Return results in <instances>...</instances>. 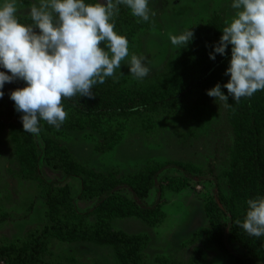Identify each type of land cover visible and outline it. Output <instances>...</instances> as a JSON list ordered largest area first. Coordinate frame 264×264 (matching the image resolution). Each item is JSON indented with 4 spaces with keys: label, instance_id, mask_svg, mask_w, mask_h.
<instances>
[{
    "label": "rangeland",
    "instance_id": "1",
    "mask_svg": "<svg viewBox=\"0 0 264 264\" xmlns=\"http://www.w3.org/2000/svg\"><path fill=\"white\" fill-rule=\"evenodd\" d=\"M97 2L106 4L85 0ZM33 3L39 0H17L19 22L30 18ZM232 3L149 0L156 15L139 23L120 5L132 21V29H114L129 44V57L115 76L123 83L122 98L132 103L121 113H85L63 99L65 122L78 126L64 127V122L59 129H47L41 121L37 137L24 132L22 113L10 99L26 83L5 84L0 99V250L6 254L0 264H132L131 258L121 261L109 238L97 231L133 238L139 246L135 264H264V236H249L235 224L243 222L246 202L254 199L250 178L235 170L232 174V165L250 161L245 120L237 116L240 102L235 109L219 106L207 95L211 86H203L170 108L139 103L177 79L172 63L180 46L171 44L170 35L202 26L223 30L235 15ZM132 54L146 58L150 74L143 81L130 75ZM255 97L264 157V91ZM53 156L70 173L52 167L47 157ZM26 162L38 182L17 175ZM106 188L111 193H103ZM51 225L60 230L44 234ZM17 252L32 257H17Z\"/></svg>",
    "mask_w": 264,
    "mask_h": 264
},
{
    "label": "clouds",
    "instance_id": "2",
    "mask_svg": "<svg viewBox=\"0 0 264 264\" xmlns=\"http://www.w3.org/2000/svg\"><path fill=\"white\" fill-rule=\"evenodd\" d=\"M120 5L130 9L137 23L149 22L156 15L149 0H106V4L39 0L31 5L32 23L26 25L19 22L17 0H4L0 5V67L7 70L0 71V99L6 83H26L10 94L16 112L22 113L24 132L38 137L41 121L59 129L68 117L63 99H95L93 87L107 78L115 79L116 70L129 57L127 38L114 31ZM231 7L235 15L209 53L215 61L217 55L226 56L231 46L225 72L229 82L223 86L217 83L207 91L224 108H232L229 96L238 104L241 98L264 91V0H233ZM193 39L192 30L170 35L174 46L187 47ZM145 60L131 55L128 67L134 79L143 81L149 76ZM246 203L245 219H237L235 224L249 236L260 238L264 236V197Z\"/></svg>",
    "mask_w": 264,
    "mask_h": 264
},
{
    "label": "trees",
    "instance_id": "3",
    "mask_svg": "<svg viewBox=\"0 0 264 264\" xmlns=\"http://www.w3.org/2000/svg\"><path fill=\"white\" fill-rule=\"evenodd\" d=\"M120 7V6H119ZM121 9V7H120ZM20 21L23 24H31L30 18H22ZM115 25L118 27L132 29V21L127 18L121 11L119 16L114 20ZM194 32L193 41L187 46H180L178 57L173 61V70L176 73L177 79L174 80L172 86H166L164 89H155L152 93L139 101L142 105H148L152 108H167L173 106V102L180 103L185 97L186 93L198 90L203 86H211V89L216 86L217 83L223 86L228 83L230 76H226L225 72L229 67V61L231 59V46L227 50L226 56L217 55L216 60L213 61L209 57V53L214 51V45L220 40L222 36V30L215 27L202 26L192 30ZM122 82L117 79L107 78L104 84H97L93 87V93L95 99H88L86 97L76 96L71 99L65 98L66 101L74 106L78 111L85 113H101L103 111H109V113H121L128 107L132 106L129 100L122 98ZM225 95H228L226 88H221ZM229 104H232V108L235 109L237 104L233 98L229 96ZM240 110L237 116L244 118L245 122L243 127L245 128L246 136V150L249 162L241 165H232L234 170L238 171V176L249 177L253 184L254 199L258 197H264V157L262 151L261 137L262 133L258 122V107L255 94L251 98H241ZM170 108V107H168ZM228 108V109H232ZM73 125V122H65L64 127H77ZM83 127L82 125H80ZM85 126V125H84ZM47 129H53L55 127L45 122ZM13 137L15 131L11 130ZM104 135V131L102 133ZM104 137L105 144L107 142L106 135ZM18 144V141H16ZM105 146H103L104 148ZM68 158V153H65ZM47 162L55 169L62 170L70 173L69 167H67L62 160L53 157H47ZM27 163V164H26ZM22 163L17 171L18 176H25L28 179L38 182V178L35 173L30 170L29 163ZM77 174L83 176L84 173L78 171ZM154 183V181H151ZM103 193H111V188L103 189ZM146 191L142 192V195H146ZM103 197V196H102ZM102 197L99 199L101 200ZM60 226H46L43 229V233L59 231ZM96 233H104L109 238L111 246L118 250L121 261L131 258L132 264H135V254H139V246L134 243L133 238L125 236L122 232L118 231H97ZM6 254V251L0 250V256ZM17 257L30 258L32 254L24 253L20 255L15 253ZM102 264V263H92Z\"/></svg>",
    "mask_w": 264,
    "mask_h": 264
}]
</instances>
